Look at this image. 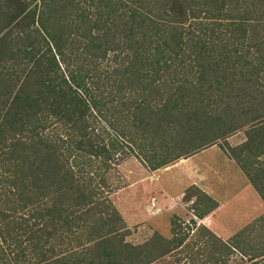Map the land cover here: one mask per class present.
Returning a JSON list of instances; mask_svg holds the SVG:
<instances>
[{
  "label": "trees",
  "instance_id": "1",
  "mask_svg": "<svg viewBox=\"0 0 264 264\" xmlns=\"http://www.w3.org/2000/svg\"><path fill=\"white\" fill-rule=\"evenodd\" d=\"M219 141L264 203V0H0V264H264V215L222 240L195 189L170 238L130 244L109 201L129 156L152 171Z\"/></svg>",
  "mask_w": 264,
  "mask_h": 264
},
{
  "label": "rangeland",
  "instance_id": "2",
  "mask_svg": "<svg viewBox=\"0 0 264 264\" xmlns=\"http://www.w3.org/2000/svg\"><path fill=\"white\" fill-rule=\"evenodd\" d=\"M242 139V132L237 131L229 135L226 141L233 146ZM222 144L219 141L218 144L197 150L186 158H179L168 166L152 171L133 156L116 164L107 177L109 201L121 218L124 214L130 217L129 222L135 220L134 224L127 226L130 233L125 236V241L132 244L142 243L148 238L146 235L149 232H157L164 238H170L169 221L172 215L184 222L193 217L191 204L185 201V195H190V201L194 200L193 194L197 193L195 189L209 195L217 204L216 208L202 219H195L196 224L205 225L222 240H228L244 226L254 222L255 218L264 215V203L250 187L235 162L220 149L219 145ZM178 192L181 193L176 196ZM157 193L160 194V201L166 198L173 202L174 209L168 210L166 206H160V210L149 208L150 197H157ZM255 227L247 238H250V244H253L257 236V239L261 238L260 247L264 245V223H257ZM176 256L178 255L172 252L150 264H183L182 260L176 261ZM255 260L257 262L254 264H261L259 258ZM229 264L253 263L241 259L235 252Z\"/></svg>",
  "mask_w": 264,
  "mask_h": 264
},
{
  "label": "crops",
  "instance_id": "3",
  "mask_svg": "<svg viewBox=\"0 0 264 264\" xmlns=\"http://www.w3.org/2000/svg\"><path fill=\"white\" fill-rule=\"evenodd\" d=\"M247 186H250V185H247ZM251 187V186H250ZM252 188V187H251ZM183 189V188H182ZM181 189V190H182ZM158 190H162V189H158ZM180 190V191H181ZM181 192H178V194L176 195V196H178L179 194H180ZM158 195H160L159 193H157V197L156 196H151V197H154V201H155V205H156V207L160 210L161 209V207L160 206H162V207H164V206H166V208L168 209V210H173L174 209V207H173V205H174V203L172 202L171 203V201L168 199H163V200H159L158 199ZM150 197V198H151ZM149 202V201H148ZM147 211L149 212L148 214H150V210L149 209H147ZM121 213L123 214V212L121 211ZM147 216H151V215H147ZM122 220H123V222H124V224L126 225V227L127 226H130L131 224H134V222H135V220H133V221H131V222H129V220H130V217H127V216H125L124 214L122 215ZM146 218H141V220H145ZM205 226V225H204ZM206 227V226H205ZM149 231H150V229H149ZM152 231V230H151ZM151 233H153V232H151ZM150 232L146 235V236H148V238L151 236L150 234H151ZM145 236V237H146ZM125 238V237H124ZM147 238V239H148ZM146 239V240H147ZM125 240V239H124ZM146 240H144V241H146ZM143 241V242H144ZM128 242V241H127ZM130 243V242H129ZM130 244H132V243H130ZM140 244V243H139Z\"/></svg>",
  "mask_w": 264,
  "mask_h": 264
},
{
  "label": "built area",
  "instance_id": "4",
  "mask_svg": "<svg viewBox=\"0 0 264 264\" xmlns=\"http://www.w3.org/2000/svg\"><path fill=\"white\" fill-rule=\"evenodd\" d=\"M179 198V197H178ZM178 198H177V200H178ZM188 202V204H191V202H192V200L191 201H187ZM149 208H155V209H158L157 207H156V205H155V201H154V197H151L150 198V201H149V206H148Z\"/></svg>",
  "mask_w": 264,
  "mask_h": 264
}]
</instances>
